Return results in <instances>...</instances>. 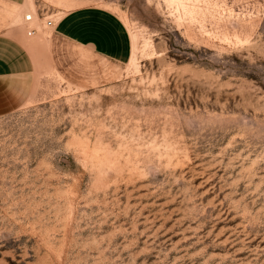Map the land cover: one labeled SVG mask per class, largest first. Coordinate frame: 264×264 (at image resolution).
<instances>
[{
  "label": "rangeland",
  "instance_id": "rangeland-1",
  "mask_svg": "<svg viewBox=\"0 0 264 264\" xmlns=\"http://www.w3.org/2000/svg\"><path fill=\"white\" fill-rule=\"evenodd\" d=\"M0 33L35 64L0 82V264H264V0H0Z\"/></svg>",
  "mask_w": 264,
  "mask_h": 264
},
{
  "label": "crops",
  "instance_id": "crops-1",
  "mask_svg": "<svg viewBox=\"0 0 264 264\" xmlns=\"http://www.w3.org/2000/svg\"><path fill=\"white\" fill-rule=\"evenodd\" d=\"M1 1L17 8H23L27 2V0ZM93 9L95 8L72 10L56 27L66 38L93 47L99 55L112 60H122L127 54L128 47L122 34L123 27L126 26L119 24V21L108 12ZM131 55L132 53L129 59ZM34 69V61L25 46L0 33V82L28 78L33 75Z\"/></svg>",
  "mask_w": 264,
  "mask_h": 264
},
{
  "label": "built area",
  "instance_id": "built-area-1",
  "mask_svg": "<svg viewBox=\"0 0 264 264\" xmlns=\"http://www.w3.org/2000/svg\"><path fill=\"white\" fill-rule=\"evenodd\" d=\"M32 22H33V16L28 15V16L25 17V19H24V27H25V29L27 31L28 37H32V36H34L36 34V30L31 27V23ZM47 26L49 28H52V27H54V23L53 22H48Z\"/></svg>",
  "mask_w": 264,
  "mask_h": 264
},
{
  "label": "bare ground",
  "instance_id": "bare-ground-1",
  "mask_svg": "<svg viewBox=\"0 0 264 264\" xmlns=\"http://www.w3.org/2000/svg\"><path fill=\"white\" fill-rule=\"evenodd\" d=\"M34 13H35V12H34ZM28 15H29V14L25 15L23 19H25V17L28 16ZM31 16H33V24H35V22L37 21V20H36V16L34 17L33 14H31Z\"/></svg>",
  "mask_w": 264,
  "mask_h": 264
}]
</instances>
